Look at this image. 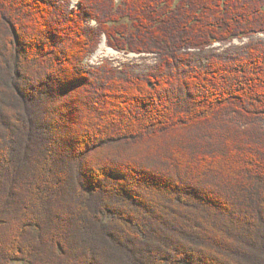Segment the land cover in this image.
I'll return each instance as SVG.
<instances>
[{"label": "trees", "instance_id": "trees-1", "mask_svg": "<svg viewBox=\"0 0 264 264\" xmlns=\"http://www.w3.org/2000/svg\"><path fill=\"white\" fill-rule=\"evenodd\" d=\"M71 3L0 0V264H264V0Z\"/></svg>", "mask_w": 264, "mask_h": 264}, {"label": "rangeland", "instance_id": "rangeland-1", "mask_svg": "<svg viewBox=\"0 0 264 264\" xmlns=\"http://www.w3.org/2000/svg\"><path fill=\"white\" fill-rule=\"evenodd\" d=\"M80 1L81 0H71V2H72L71 3V8H74V4L76 2H80ZM92 24L95 25V22H93ZM258 39H264V35H259V36H256V37L252 38V39H245L243 41L236 40V41L232 42V45L233 46H239V45L245 44V43L250 42V41H257ZM228 46H221V45L217 44V45H215V48L217 50H220V51L223 50L224 51V49L227 48ZM96 51H97V53H96ZM96 51L93 52V53H90L87 57H85L83 62L80 63L81 69L84 71V73L91 71L90 69L93 68L92 66L94 65V63H96V61L98 59L102 58L101 56H99L101 53L105 55V58L107 60H111V62H113V64H114V66L118 67V68H121L120 65H125L126 64L124 62V61H126L125 60V55L127 56V54H131V53H127V52H119L117 50H113V48H111V47H108L107 44H106L105 37H103L102 42L100 44V47ZM140 53H137V54H140ZM131 55H133V54H131ZM127 58H129V57H127ZM157 61H158V57L155 54V56H152V57L151 56H146V57L139 58V59H137L134 62H130L131 63L130 65H133L134 63H137L136 66H138V69L141 70L142 72H145L149 68L155 66L157 64ZM126 65H128V64H126ZM14 264H26V263L23 262V261H16Z\"/></svg>", "mask_w": 264, "mask_h": 264}, {"label": "built area", "instance_id": "built-area-1", "mask_svg": "<svg viewBox=\"0 0 264 264\" xmlns=\"http://www.w3.org/2000/svg\"><path fill=\"white\" fill-rule=\"evenodd\" d=\"M78 2H76L75 4H77ZM96 53H97V51H96ZM127 54V53H126ZM131 54H133V55H131ZM131 54H127V56L125 55V60L126 61H124L126 64H130V62H134V61H136L137 59H139V58H142V57H146V56H155L154 54H145V53H140V54H137V53H131ZM99 56H101L102 58L101 59H98L97 61H96V63H94V65L92 66V67H98L97 65H101V64H103L104 63V61L105 60H107L106 58H105V55L104 54H100ZM104 56V57H103ZM127 57H129V58H127ZM93 61V60H92ZM111 61V60H110ZM119 65V64H118Z\"/></svg>", "mask_w": 264, "mask_h": 264}, {"label": "bare ground", "instance_id": "bare-ground-1", "mask_svg": "<svg viewBox=\"0 0 264 264\" xmlns=\"http://www.w3.org/2000/svg\"><path fill=\"white\" fill-rule=\"evenodd\" d=\"M74 6H76V4H74ZM134 64H137V63H134ZM94 68V67H93Z\"/></svg>", "mask_w": 264, "mask_h": 264}]
</instances>
